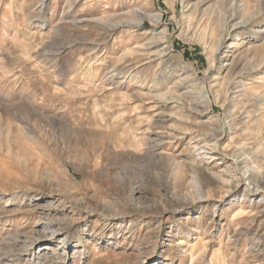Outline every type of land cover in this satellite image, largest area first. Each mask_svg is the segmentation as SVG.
I'll return each mask as SVG.
<instances>
[{"label": "rangeland", "instance_id": "1", "mask_svg": "<svg viewBox=\"0 0 264 264\" xmlns=\"http://www.w3.org/2000/svg\"><path fill=\"white\" fill-rule=\"evenodd\" d=\"M0 264H264V0H0Z\"/></svg>", "mask_w": 264, "mask_h": 264}, {"label": "bare ground", "instance_id": "2", "mask_svg": "<svg viewBox=\"0 0 264 264\" xmlns=\"http://www.w3.org/2000/svg\"><path fill=\"white\" fill-rule=\"evenodd\" d=\"M197 5L198 4H193L192 6H191V8H192V10L191 11H193L196 7H197ZM131 12V11H130ZM129 13V12H128ZM132 13V12H131ZM138 16H139V18L138 19H141V18H144V17H151L150 16V13L149 14H147V13H145V12H138V14H137ZM108 18H109V16H108ZM152 18L154 19L153 21L155 22V24L156 23H158V21H159V19H160V15L159 14H156V15H152ZM102 20H103V18H102ZM231 20V19H230ZM233 20V19H232ZM101 21V20H100ZM132 22V21H131ZM130 22V23H131ZM247 22V21H246ZM115 23V22H114ZM240 23H244V21L243 22H235V23H233V27L236 25L237 26V24H240ZM140 24V22H139V20L138 21H135V22H133V25H139ZM114 26V25H113ZM156 41L154 40L153 41V43H155ZM159 42V41H158ZM157 43V42H156ZM224 43H225V38L224 37H220L219 38V40H218V42H217V44L215 45V51H219L220 49H222V47H223V45H224ZM166 47H169V45H167ZM156 142V141H155ZM158 143H156V145H157ZM47 216V215H46ZM53 221V220H52ZM46 228H49L50 229V220L47 222L46 221ZM44 225V224H43ZM49 231V230H48ZM48 234H49V239H51V238H54L55 237V234H56V230L55 229H50V231L48 232ZM47 237V236H46ZM47 237V238H48ZM35 243V242H34ZM31 255V254H30Z\"/></svg>", "mask_w": 264, "mask_h": 264}]
</instances>
